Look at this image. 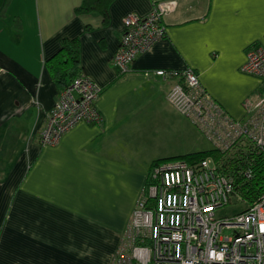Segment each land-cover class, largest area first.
I'll list each match as a JSON object with an SVG mask.
<instances>
[{
    "label": "crops",
    "instance_id": "crops-1",
    "mask_svg": "<svg viewBox=\"0 0 264 264\" xmlns=\"http://www.w3.org/2000/svg\"><path fill=\"white\" fill-rule=\"evenodd\" d=\"M160 1L115 0L102 25L98 13H74L81 0H0V264L113 263L151 163L199 151L201 131L167 101L174 79L154 69L192 68L235 118L264 92L240 71L246 48L264 44V0H175L166 36L120 73L123 16ZM75 36L83 72L102 87V119L41 145L58 96L45 60Z\"/></svg>",
    "mask_w": 264,
    "mask_h": 264
},
{
    "label": "built area",
    "instance_id": "built-area-1",
    "mask_svg": "<svg viewBox=\"0 0 264 264\" xmlns=\"http://www.w3.org/2000/svg\"><path fill=\"white\" fill-rule=\"evenodd\" d=\"M175 6V0H162L147 14L123 16V33L112 56L120 73L131 71L137 56L166 36L163 18ZM240 71L264 80V44L246 48ZM153 72L174 79L167 101L221 157L154 163L112 264H264V191L238 213L216 216L234 196L244 202L240 182L253 177L255 162L264 163V92L256 100L246 98L244 116L235 118L212 99L192 68ZM101 90L88 74L76 76L58 93L39 143H56L80 121L99 123L102 116L95 101Z\"/></svg>",
    "mask_w": 264,
    "mask_h": 264
},
{
    "label": "trees",
    "instance_id": "trees-1",
    "mask_svg": "<svg viewBox=\"0 0 264 264\" xmlns=\"http://www.w3.org/2000/svg\"><path fill=\"white\" fill-rule=\"evenodd\" d=\"M115 0H81V2L74 8L76 15H83L88 13H98L101 16L102 25L109 23V9ZM93 28L87 24L86 30ZM45 66L49 71L52 80L57 89V94L71 84L73 79L83 73V66L81 63V43L78 36L63 37L60 40V46L45 60ZM207 155H212L216 158L221 157L218 150L210 148L207 150H200L196 152H189L179 155H174L166 158L154 160L152 165L160 160L168 158H184L188 161L201 159ZM227 166V159H224ZM253 177L247 181L242 180L238 187V191L242 200L247 205L251 204L253 199L261 191H264V163L255 162L253 164Z\"/></svg>",
    "mask_w": 264,
    "mask_h": 264
},
{
    "label": "rangeland",
    "instance_id": "rangeland-1",
    "mask_svg": "<svg viewBox=\"0 0 264 264\" xmlns=\"http://www.w3.org/2000/svg\"><path fill=\"white\" fill-rule=\"evenodd\" d=\"M169 111L174 112V110H171L170 108H169ZM200 137H201V141H200L199 151L212 148L211 143L206 138H204L202 134ZM245 207H246V204L240 201L236 196H234L232 198V202L216 210V216H220V217L221 216H232L238 213L239 211H241Z\"/></svg>",
    "mask_w": 264,
    "mask_h": 264
}]
</instances>
